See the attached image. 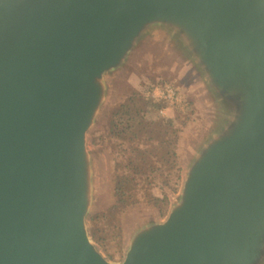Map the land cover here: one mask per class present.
<instances>
[{"label":"water","instance_id":"obj_1","mask_svg":"<svg viewBox=\"0 0 264 264\" xmlns=\"http://www.w3.org/2000/svg\"><path fill=\"white\" fill-rule=\"evenodd\" d=\"M163 36L222 119L112 262L88 225L89 132L107 76ZM0 264H264V0H0Z\"/></svg>","mask_w":264,"mask_h":264},{"label":"rangeland","instance_id":"obj_2","mask_svg":"<svg viewBox=\"0 0 264 264\" xmlns=\"http://www.w3.org/2000/svg\"><path fill=\"white\" fill-rule=\"evenodd\" d=\"M171 43H176L174 37H161L137 51L128 68L107 76L108 104L100 124L89 132L96 173L88 225L91 239L112 262L123 260L146 220L168 217L180 200L188 156L211 133L209 127L222 119L219 107L205 95L200 70H191L180 56L171 55ZM165 84L174 85L186 105L184 110H168L169 118L159 114L161 105L152 96ZM149 102L159 107L155 122L132 111Z\"/></svg>","mask_w":264,"mask_h":264},{"label":"built area","instance_id":"obj_3","mask_svg":"<svg viewBox=\"0 0 264 264\" xmlns=\"http://www.w3.org/2000/svg\"><path fill=\"white\" fill-rule=\"evenodd\" d=\"M152 96L161 105L159 114L165 118H169L168 110H184L186 107L178 89L172 84L157 87Z\"/></svg>","mask_w":264,"mask_h":264},{"label":"trees","instance_id":"obj_4","mask_svg":"<svg viewBox=\"0 0 264 264\" xmlns=\"http://www.w3.org/2000/svg\"><path fill=\"white\" fill-rule=\"evenodd\" d=\"M126 110H128V106H125ZM159 107L154 102H149L148 104H145L144 107L139 109H132V111L135 113L142 112V117H144L145 120L155 122L157 119L160 118V115L158 114ZM120 188H118L117 193L120 194Z\"/></svg>","mask_w":264,"mask_h":264}]
</instances>
